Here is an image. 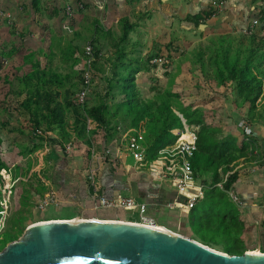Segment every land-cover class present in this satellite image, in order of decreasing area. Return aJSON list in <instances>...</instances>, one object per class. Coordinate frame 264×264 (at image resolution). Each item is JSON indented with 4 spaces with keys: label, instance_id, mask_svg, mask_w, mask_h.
<instances>
[{
    "label": "rangeland",
    "instance_id": "1",
    "mask_svg": "<svg viewBox=\"0 0 264 264\" xmlns=\"http://www.w3.org/2000/svg\"><path fill=\"white\" fill-rule=\"evenodd\" d=\"M75 2L76 0H38V7L32 10L31 0H0V10L3 12V17L0 18V72L8 66L13 68L8 73L13 92L22 87L21 80L33 69L34 59L23 64L22 56L50 49L57 54L53 59L56 72L68 74L72 79L75 73H82L83 77L90 74L94 76L92 80L89 76L90 86L83 103L88 107L99 104L105 92L102 78L110 75L107 61L108 57L115 56V48L112 38H104L101 32L95 31L98 30L96 26L114 37L122 33L121 24L125 19L135 28L126 44L128 59L136 58L147 62V59L152 61L159 58L169 62L167 68L159 66V63L157 67H152L151 61H148V70L138 66L135 83L142 98L165 93L170 79L185 75L186 59L191 58L198 46L205 47L210 39L229 36L238 40L243 35L250 36L246 35L248 32L258 37L264 35V23H259L264 13V0H225L224 3L210 0L213 16L202 22L200 27L188 25L184 20L188 14L194 15L202 11L208 0H111L106 9L93 8L87 0H83V10H75L71 16L65 15L66 6H72ZM77 2L82 3V0ZM205 11L210 10L207 8ZM91 39L95 40L103 58V72L89 70L88 61L84 58L85 48L91 43ZM74 47H79L82 52L79 56L80 64L69 69L71 61L68 65L61 64L60 49L65 52ZM182 96L189 98L187 105L191 104L210 119L213 131H216L212 135L216 139L240 142L245 132L249 133L253 128L260 132L264 128L259 121H248L246 107L235 104L231 88L210 91L198 70L190 76L188 84L182 87ZM9 98L5 101L6 106L0 105V162L8 166L5 176L13 183L11 209H16V212L14 214L10 209L4 214V229H0L1 232L5 230L7 222H14L19 218L17 211L20 210L22 221L11 232L18 238L29 225L42 220L104 219L137 224L143 222L135 210H95L94 207L104 178L113 177L121 166L124 168V176L130 175L131 165L124 158V155H128L126 144L121 145L125 142L124 133L120 139L116 134L107 143L100 142L98 137L99 142L90 147L75 136L72 130L73 118L69 113L65 114V127L70 137L63 141L56 133L45 132L44 127L40 130L33 129L29 116L21 109L18 111L13 97ZM76 98L72 99L79 104L81 101L77 102ZM184 136L190 141L189 133ZM158 161L165 162L166 158L159 157ZM144 173L152 172H140ZM32 187L38 189L40 194L35 193ZM23 195L28 198L25 204H22ZM43 202L47 204L42 206ZM167 204L166 210L172 211L167 208ZM205 206L206 203L198 206L197 210L201 212ZM230 207L233 212H237L233 202ZM145 215L152 216L149 212ZM193 216L188 213L179 218L165 212L159 214V219L156 214V220H152L166 231L204 245L194 233L197 220ZM260 229L256 230L250 225L246 232H255V235L247 242L236 243L237 248H254L253 252H262L264 234ZM200 230L206 233L209 231L207 228ZM209 236V240L217 241L219 245L206 243L205 246L224 253V243L221 242L223 239L216 238L212 233ZM3 245L4 242L0 241V248Z\"/></svg>",
    "mask_w": 264,
    "mask_h": 264
},
{
    "label": "trees",
    "instance_id": "2",
    "mask_svg": "<svg viewBox=\"0 0 264 264\" xmlns=\"http://www.w3.org/2000/svg\"><path fill=\"white\" fill-rule=\"evenodd\" d=\"M38 5V0H31L32 10ZM209 10L187 16L184 23L200 27L202 22L208 21L213 16V8ZM260 22L264 23V13L259 19ZM121 25L122 33L114 37L110 32L100 31L96 26L98 30L95 31L101 32L104 38H112L115 48V56L108 57L107 70L110 75L102 78L105 92L99 104L90 107L86 103L76 104L72 98L81 92L83 74L75 73L72 79L68 74L56 72L53 59L57 54L46 49L22 56L23 64L34 59L33 69L21 80L23 88L16 92H13L12 84L8 80V73L13 68L8 66L0 72V105L4 106L5 101L12 96L15 108L18 111L23 110L29 116L33 129L40 130L44 127L45 132L56 133L63 141H67L70 137L65 127V114L69 113L73 118L72 130L75 136L90 147L99 142L98 137L100 142L107 143L113 136L116 137V134L118 139L123 133L134 136L139 144L145 147L147 159L156 162L159 160L158 151L171 148L177 143L178 136L172 134L173 130L182 131L184 126L200 127L196 135L197 152L192 159V168L196 178L205 179L207 190L203 199L189 212L197 220V225L193 228L194 233L204 242V246L206 243L219 245L217 241L209 240L211 233L216 238L223 239L220 241L224 243L225 254L240 255L255 251L254 248L248 250L237 248L236 243L247 242L255 232H246L249 226L245 224L242 211L237 207L236 213L232 211L230 207L232 202L227 195L242 172L261 163L257 154L261 150V140L246 132L240 142L214 138L212 133L216 131H213L210 119L191 104H186L189 98H183L182 87L188 84L190 76L198 70L210 91L217 92L223 88H231L235 95V104L246 107L248 121H259L258 123L264 126V35L261 37L255 34L243 35L238 40L229 36L210 39L205 47L198 46L191 58L186 59L185 75H177L174 79H170L169 88L165 93L142 98L135 83L136 74L140 65L148 70L150 67L148 61L151 59H147L146 62L127 58L126 44L135 28L127 19L122 21ZM90 44L92 59L87 63L90 66L89 70L103 72L101 70L103 58L95 40L91 39ZM60 51L62 65H68L71 61L69 69L78 67L79 56L82 53L79 47L65 52L61 49ZM84 58L87 61L89 56L84 55ZM89 76L91 80L94 77L92 74ZM184 135L185 133L180 135L181 139L189 140ZM123 143L125 142L121 145ZM117 164L119 165L118 162ZM7 170L8 166L0 162L2 183L8 179L5 176ZM218 186H221V189ZM32 190L40 194L38 189L32 187ZM21 199L22 204L28 200L24 195ZM205 203L207 206L199 212L198 206H203ZM10 209L11 201L9 211L12 210L15 214L16 209ZM17 213L19 218L14 222H7L5 230L0 231V241L4 242L3 248L18 239L11 233L22 221L20 216L22 210ZM47 221L49 220L39 222ZM205 228L209 230L207 233L200 230ZM3 248H0V251ZM261 254H264V251Z\"/></svg>",
    "mask_w": 264,
    "mask_h": 264
},
{
    "label": "water",
    "instance_id": "3",
    "mask_svg": "<svg viewBox=\"0 0 264 264\" xmlns=\"http://www.w3.org/2000/svg\"><path fill=\"white\" fill-rule=\"evenodd\" d=\"M0 264H264V254H225L182 235L115 220L29 225Z\"/></svg>",
    "mask_w": 264,
    "mask_h": 264
},
{
    "label": "built area",
    "instance_id": "4",
    "mask_svg": "<svg viewBox=\"0 0 264 264\" xmlns=\"http://www.w3.org/2000/svg\"><path fill=\"white\" fill-rule=\"evenodd\" d=\"M108 0H100L101 3H106ZM225 0H218V3H224ZM84 9V5L82 3H78L75 6H66L65 15L71 16L75 10L80 11ZM3 17V12L0 10V18ZM253 26L250 28L252 29ZM246 35H251V32H248ZM85 55L89 56L88 63L91 62L92 59V47L88 44L85 48ZM151 61V60H150ZM152 65H159L167 68L169 66V62L167 59L164 61L159 58L152 59ZM159 63V64H157ZM90 66L88 65V68ZM90 86L89 76L86 75L84 77V82L82 85L81 92L77 95L76 99L81 102H78L81 105L87 95V90ZM197 132L198 128H189L188 126H184L183 130H173L172 134L178 136L177 143L171 148H166L158 151V157H165L166 161H150L147 159V153L145 147L139 144L138 140L134 136H123V140H125L126 151L127 154L132 158L134 167L137 170H146L150 171V175L157 181L167 182L169 183L178 193L183 192H193L198 191L197 194L192 195L187 199L185 204H183L182 209L186 211H190L196 205L198 199L200 198L202 186H197L195 182V175L192 168V159L194 158L195 153L197 152L196 140H197ZM177 133V134H176ZM183 133H189L190 141L181 140V136ZM250 133V132H249ZM181 135V136H180ZM13 183L9 181V178L6 182L0 181V229L4 226V214L9 211L10 201L12 199V190ZM221 189V186H218ZM230 200L234 204H239L237 197L230 191L228 193ZM96 203H94L95 210H103V209H130L135 210L143 221L141 224L149 227H156L155 222L147 217L145 213L147 212V205L141 204L137 200L131 197L117 196L113 198L105 197L104 195H100L95 199ZM47 202H43L42 206L46 205ZM41 206V207H42ZM167 208L169 210L178 209V205L175 203H168Z\"/></svg>",
    "mask_w": 264,
    "mask_h": 264
},
{
    "label": "crops",
    "instance_id": "5",
    "mask_svg": "<svg viewBox=\"0 0 264 264\" xmlns=\"http://www.w3.org/2000/svg\"><path fill=\"white\" fill-rule=\"evenodd\" d=\"M110 1L111 0H108L104 4L101 3L100 0H87V2L93 8L103 9H106L109 6ZM163 1L164 0H162V2ZM76 2L74 3V5H70L75 6ZM82 4L85 5L83 0ZM210 7V0H208V4L203 7L202 11H205L207 8L210 9ZM198 13L199 12H197V14ZM189 15L194 16L196 14H188L187 16ZM253 129L254 130L251 129L250 133L256 136V138H258L259 140L263 141L264 128H261L260 132H257L256 128ZM261 141V150L257 153L259 158L261 159V163L258 166L247 170L246 172H242L231 191L239 201V204H235V206L242 211L243 217L245 219V224L247 226L251 225V227H254L256 230H259L261 228V233L264 234V142L261 143ZM124 158L128 162V164L131 165V169L128 173L130 175L126 174L124 176V168L121 166L118 170H116V172H114L115 174L113 177H106L103 179L101 192L97 194V197H99L100 195H104L105 197L109 198L117 196L131 197L137 200L139 203L147 205V212L152 214V216L148 217L153 219L154 221L156 220V214L158 215L159 219V214H163L165 212L168 215L176 216L179 218L188 215L190 211L183 210L182 206L183 204H185L189 197L197 194L198 191L178 193L169 183L157 181L150 174H140V172L144 171V169L137 170L134 167L133 160L130 156L124 155ZM204 180V178H195L196 185L199 187L202 186L201 195L197 203L203 199L207 190V183L204 182ZM167 203L177 204L178 209L173 211L166 210ZM155 224L158 225L156 222ZM263 251L264 249L262 250V252Z\"/></svg>",
    "mask_w": 264,
    "mask_h": 264
},
{
    "label": "bare ground",
    "instance_id": "6",
    "mask_svg": "<svg viewBox=\"0 0 264 264\" xmlns=\"http://www.w3.org/2000/svg\"><path fill=\"white\" fill-rule=\"evenodd\" d=\"M80 221H82V220H79V219H76V220H73V222H80ZM162 227V226H161ZM160 226H156V228L157 229H159V230H162V231H166L165 229H163V228H161ZM166 232H169V231H166ZM254 253H256V254H260L259 252H254Z\"/></svg>",
    "mask_w": 264,
    "mask_h": 264
}]
</instances>
